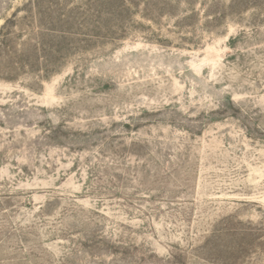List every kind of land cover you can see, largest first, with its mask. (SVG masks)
Returning a JSON list of instances; mask_svg holds the SVG:
<instances>
[{
    "label": "rangeland",
    "instance_id": "1",
    "mask_svg": "<svg viewBox=\"0 0 264 264\" xmlns=\"http://www.w3.org/2000/svg\"><path fill=\"white\" fill-rule=\"evenodd\" d=\"M0 264H264V0H0Z\"/></svg>",
    "mask_w": 264,
    "mask_h": 264
}]
</instances>
